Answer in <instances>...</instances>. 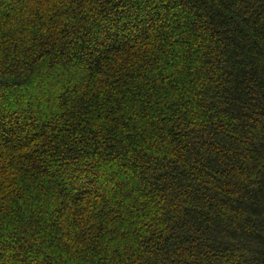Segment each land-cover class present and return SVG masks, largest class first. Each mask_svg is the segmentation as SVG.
I'll list each match as a JSON object with an SVG mask.
<instances>
[{"label": "trees", "instance_id": "1", "mask_svg": "<svg viewBox=\"0 0 264 264\" xmlns=\"http://www.w3.org/2000/svg\"><path fill=\"white\" fill-rule=\"evenodd\" d=\"M0 264H264V0H0Z\"/></svg>", "mask_w": 264, "mask_h": 264}]
</instances>
